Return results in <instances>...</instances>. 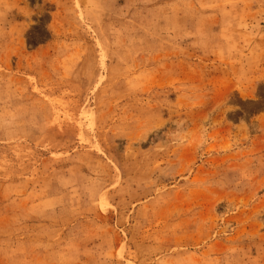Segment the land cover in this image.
<instances>
[{
	"label": "rangeland",
	"instance_id": "rangeland-1",
	"mask_svg": "<svg viewBox=\"0 0 264 264\" xmlns=\"http://www.w3.org/2000/svg\"><path fill=\"white\" fill-rule=\"evenodd\" d=\"M0 264H264V0H0Z\"/></svg>",
	"mask_w": 264,
	"mask_h": 264
}]
</instances>
